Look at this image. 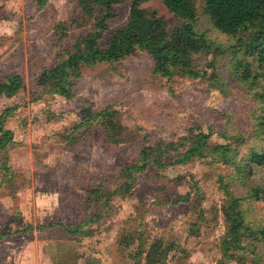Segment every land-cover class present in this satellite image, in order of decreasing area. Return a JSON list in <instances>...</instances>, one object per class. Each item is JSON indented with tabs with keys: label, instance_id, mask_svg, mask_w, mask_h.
<instances>
[{
	"label": "rangeland",
	"instance_id": "1",
	"mask_svg": "<svg viewBox=\"0 0 264 264\" xmlns=\"http://www.w3.org/2000/svg\"><path fill=\"white\" fill-rule=\"evenodd\" d=\"M130 2L116 7L111 28L127 23ZM142 6L155 9L170 27L176 24L160 0ZM80 11L77 0H50L41 11L35 0H0V82L19 72L24 84L15 96L0 97V116L15 108L6 124L14 133L9 145L12 178L0 187V234L10 235L0 240V264H134L130 254L140 240L147 247L157 238L169 250L167 264H217L228 230L223 213L228 200L219 178H231V189L243 196L264 177L259 172L239 178L217 155L164 169L151 166L138 174L134 194L115 197L111 213L86 227L93 231L90 236L61 227L93 217L100 202L86 206L87 188L115 187L121 170L144 146L188 143L191 130L215 131L209 139L213 147L229 144L217 131L250 133L253 121L252 101L241 85L230 80L226 96L203 79H167L154 72L145 51L113 65L83 67L71 99L44 95L34 100L39 76L91 27L92 16L82 19ZM199 27L218 36L206 16ZM209 60L192 58L202 70ZM109 106L131 132L124 143L108 142L98 124L76 128L84 109L97 112ZM243 208L249 225L264 223V202L248 198ZM46 223L53 227L40 228ZM128 237L129 246L122 240ZM226 257L227 264H264V247L258 256L233 247Z\"/></svg>",
	"mask_w": 264,
	"mask_h": 264
},
{
	"label": "trees",
	"instance_id": "2",
	"mask_svg": "<svg viewBox=\"0 0 264 264\" xmlns=\"http://www.w3.org/2000/svg\"><path fill=\"white\" fill-rule=\"evenodd\" d=\"M35 1L37 11H41L50 0ZM147 1L150 0H131L127 23L111 28L110 21L118 16L116 7L125 0H77L80 18L92 16L91 27L76 40L73 50L59 52L52 68L39 76V96L34 100H40L44 95L71 99L83 67L101 63L113 65L138 51H145L153 61L154 72L167 79L175 76L203 79L226 96L230 93V80L241 85L252 101L249 112L253 120L252 130L235 134L217 131L231 143L214 147L209 143L215 133L212 130H191L188 138L185 137V140L189 139L188 143L144 146L139 156L121 170L120 182L115 187L95 184L87 188L86 206L89 208L95 200L100 206L93 217L76 224L62 223L61 227L68 233L90 236L93 231L86 227L102 221L111 213L115 197L133 195L137 175L151 166L164 169L168 165H186L194 159L217 155L239 178L240 175L249 178L264 172V0H160L176 21L171 27L155 9L142 6ZM203 16L209 18L217 37L200 29ZM201 55L210 57L205 70L198 69L192 62V58ZM23 86L21 74L12 73L0 82V97H13ZM14 114L15 108H7L0 116V172L3 175L0 187L12 178L9 145L14 141V133L6 124ZM94 124L101 126L110 143L121 144L130 138V130L110 106L97 112L84 109L76 128ZM252 138L253 144L248 146ZM244 146L248 149L240 157ZM231 180L224 176L219 178L220 190L228 200V205L223 207L228 230L222 239V258L217 264H227V253L233 247L248 249L255 256H258V248L264 247V223L249 225L243 208L248 198L264 202V177L243 196L231 189ZM196 189L198 193V187ZM182 200L186 198L182 197ZM48 227L53 225L46 223L40 228ZM194 227H198L197 224ZM9 235V232L0 234V240ZM122 240L127 246L132 244L129 237ZM130 256L134 264H167L169 250L161 238L154 239L147 247L140 240Z\"/></svg>",
	"mask_w": 264,
	"mask_h": 264
}]
</instances>
